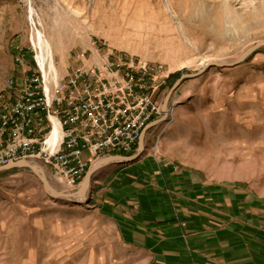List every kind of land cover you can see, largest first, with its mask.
<instances>
[{"label": "rangeland", "instance_id": "obj_1", "mask_svg": "<svg viewBox=\"0 0 264 264\" xmlns=\"http://www.w3.org/2000/svg\"><path fill=\"white\" fill-rule=\"evenodd\" d=\"M35 28L50 44L58 79L76 53L96 49L162 68V113L143 131L141 147L122 156H136L125 165L149 157L198 173L242 202H264V47L236 64L264 43V0H0V95L19 76L14 46H29ZM211 63L234 65L210 67L168 96L181 75ZM113 165L90 175L80 204L50 199L29 169L0 173V264H132L91 199L108 187ZM44 170L54 190H68ZM117 181L128 191L142 187L138 178Z\"/></svg>", "mask_w": 264, "mask_h": 264}, {"label": "built area", "instance_id": "obj_2", "mask_svg": "<svg viewBox=\"0 0 264 264\" xmlns=\"http://www.w3.org/2000/svg\"><path fill=\"white\" fill-rule=\"evenodd\" d=\"M37 47L16 44L19 76L0 95V167L39 161L68 190L103 158L127 156L162 113V68L96 49L72 57L58 79L37 61Z\"/></svg>", "mask_w": 264, "mask_h": 264}, {"label": "crops", "instance_id": "obj_3", "mask_svg": "<svg viewBox=\"0 0 264 264\" xmlns=\"http://www.w3.org/2000/svg\"><path fill=\"white\" fill-rule=\"evenodd\" d=\"M152 161L113 165L108 187L91 195L132 264H264V202H242L198 173ZM122 178H138L142 187L123 189Z\"/></svg>", "mask_w": 264, "mask_h": 264}, {"label": "water", "instance_id": "obj_4", "mask_svg": "<svg viewBox=\"0 0 264 264\" xmlns=\"http://www.w3.org/2000/svg\"><path fill=\"white\" fill-rule=\"evenodd\" d=\"M260 47H264V43H257L254 46H252V48L248 49L247 51H245L244 53H242L239 58L237 59V63H240L242 61H244V59L250 55L253 51H255L256 49L260 48ZM234 64H225V63H211L209 65H207L206 67L202 68L201 70H199L197 73L192 74V75H181L180 78L173 84V86L171 87L168 96L180 85V83L186 79H193L198 77L199 75H201L202 73L206 72L207 69H209L210 67H218V68H222V67H230L233 66ZM164 111H166V106L164 104L163 107ZM142 137V136H141ZM141 141V138H140ZM141 147V145H139ZM136 158V156H132V157H120V156H115V157H107L105 159H103L102 161L104 162L103 165L107 164V163H111V162H117V163H129L131 161H133ZM12 169H29L30 171H32L37 178L39 179V181L41 182L44 191L46 193V195L52 199V200H63V201H68V202H72V203H83L85 202L87 199H85L83 202L79 201L78 199H75L72 196L73 193H70V190H60V191H56L54 190L47 179L46 176V172L44 170V166L42 163L40 162H33V161H19L7 166H3L0 167V173L5 172V171H9ZM94 170H89L85 177L84 180L82 181V183L80 185H82V188L84 189L86 186H88L89 188V180H90V175L95 171ZM79 185V186H80ZM69 191V192H68ZM77 193H75L76 195ZM79 195V194H78ZM77 195V196H78ZM81 195V194H80Z\"/></svg>", "mask_w": 264, "mask_h": 264}, {"label": "bare ground", "instance_id": "obj_5", "mask_svg": "<svg viewBox=\"0 0 264 264\" xmlns=\"http://www.w3.org/2000/svg\"><path fill=\"white\" fill-rule=\"evenodd\" d=\"M29 19H30V21L32 22V25H33L34 23H33V20H32V11L31 10L29 12ZM31 38H32V41H33L34 45L37 47V49L39 48V50H40V52L38 54V57H37L38 58L37 61H38L39 65H40V67L43 68L45 60L47 59L49 61V71L52 70L53 73H54V74L53 73L52 74L55 77L56 73H55V70H53L54 65H53V57H52L50 44L48 43L47 40H45L43 34L39 30H37L36 28L34 29ZM38 51H37V53H38ZM44 53H45V55H44ZM52 71H50V72H52ZM37 162H39V161H37ZM103 164H104V162L101 161L100 163H97V165H94V166L92 165L91 170L98 169L101 166H103ZM61 189H63V188H61ZM70 193H73L71 197H73L75 199H78L79 201L84 200L86 198V196H87V193H88V186H86L83 189L82 185H80L76 189L71 190L68 194H70ZM75 193H77V194L75 195ZM81 202H83V201H81Z\"/></svg>", "mask_w": 264, "mask_h": 264}]
</instances>
